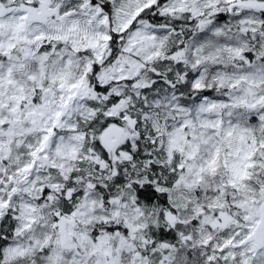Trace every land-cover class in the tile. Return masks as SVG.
Instances as JSON below:
<instances>
[{
	"label": "snow or ice",
	"instance_id": "1",
	"mask_svg": "<svg viewBox=\"0 0 264 264\" xmlns=\"http://www.w3.org/2000/svg\"><path fill=\"white\" fill-rule=\"evenodd\" d=\"M0 264H264V0H0Z\"/></svg>",
	"mask_w": 264,
	"mask_h": 264
}]
</instances>
